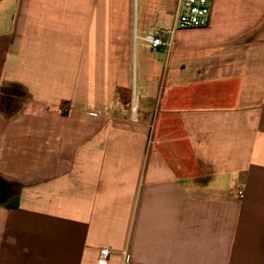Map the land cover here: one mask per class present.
Wrapping results in <instances>:
<instances>
[{"label":"crops","instance_id":"crops-1","mask_svg":"<svg viewBox=\"0 0 264 264\" xmlns=\"http://www.w3.org/2000/svg\"><path fill=\"white\" fill-rule=\"evenodd\" d=\"M9 4L0 264H264V0H214L169 56L144 38L175 0Z\"/></svg>","mask_w":264,"mask_h":264},{"label":"built area","instance_id":"built-area-1","mask_svg":"<svg viewBox=\"0 0 264 264\" xmlns=\"http://www.w3.org/2000/svg\"><path fill=\"white\" fill-rule=\"evenodd\" d=\"M214 7V0H175L173 18L170 28H153L144 40L152 50H163L168 53L174 46L178 31L200 29L209 25ZM242 199V190L237 191ZM108 250H102L101 256L106 259Z\"/></svg>","mask_w":264,"mask_h":264},{"label":"rangeland","instance_id":"rangeland-1","mask_svg":"<svg viewBox=\"0 0 264 264\" xmlns=\"http://www.w3.org/2000/svg\"><path fill=\"white\" fill-rule=\"evenodd\" d=\"M11 1H13V0H9V3L10 4H11ZM137 12H138V4H137ZM172 18H173V14H171V16H170L167 24L165 25L166 28H170L171 27ZM175 40L178 41V38L175 37ZM137 44L140 45L142 43H141V41L136 40V45ZM173 48H174V46L172 47V49L170 50V52H168V53L165 52L167 56H169L172 53ZM159 58H161V59L164 58V60H165V57L164 56H160ZM15 186H16V184H14V183H6V182L3 183L2 185H0V188H3L2 189L3 191L0 192V202L2 203V206L9 204L16 197L15 196V190H16Z\"/></svg>","mask_w":264,"mask_h":264},{"label":"trees","instance_id":"trees-1","mask_svg":"<svg viewBox=\"0 0 264 264\" xmlns=\"http://www.w3.org/2000/svg\"><path fill=\"white\" fill-rule=\"evenodd\" d=\"M5 183V182H4ZM15 188H16V190H15V198H14V200L12 201V202H10L9 204H7V205H4L5 207H7V208H16L17 206H18V201H19V199H18V196H19V186H15ZM8 189V188H7ZM0 205H2V203L0 202Z\"/></svg>","mask_w":264,"mask_h":264},{"label":"flooded vegetation","instance_id":"flooded-vegetation-1","mask_svg":"<svg viewBox=\"0 0 264 264\" xmlns=\"http://www.w3.org/2000/svg\"><path fill=\"white\" fill-rule=\"evenodd\" d=\"M3 190L0 189V192H2Z\"/></svg>","mask_w":264,"mask_h":264}]
</instances>
